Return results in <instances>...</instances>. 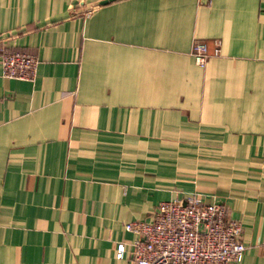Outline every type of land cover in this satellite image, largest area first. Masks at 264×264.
I'll list each match as a JSON object with an SVG mask.
<instances>
[{"label": "crops", "instance_id": "1", "mask_svg": "<svg viewBox=\"0 0 264 264\" xmlns=\"http://www.w3.org/2000/svg\"><path fill=\"white\" fill-rule=\"evenodd\" d=\"M97 1L0 0L38 61L0 68V264L128 263L124 224L191 193L264 264V0Z\"/></svg>", "mask_w": 264, "mask_h": 264}, {"label": "built area", "instance_id": "2", "mask_svg": "<svg viewBox=\"0 0 264 264\" xmlns=\"http://www.w3.org/2000/svg\"><path fill=\"white\" fill-rule=\"evenodd\" d=\"M219 52L215 41L213 53ZM191 53L202 65L210 55L203 41L192 43ZM38 61L23 50L0 52L2 75L33 79ZM134 237L119 241L115 257L123 258L129 243L130 261L125 264H241L246 245L239 239L240 223L227 217L223 203L207 202L198 193L159 201L150 220H132L124 224Z\"/></svg>", "mask_w": 264, "mask_h": 264}, {"label": "water", "instance_id": "3", "mask_svg": "<svg viewBox=\"0 0 264 264\" xmlns=\"http://www.w3.org/2000/svg\"><path fill=\"white\" fill-rule=\"evenodd\" d=\"M108 1H111V0H98L96 4H104Z\"/></svg>", "mask_w": 264, "mask_h": 264}]
</instances>
